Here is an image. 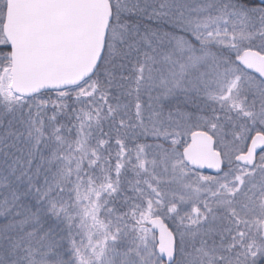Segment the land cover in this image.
<instances>
[{
  "label": "snow or ice",
  "instance_id": "snow-or-ice-1",
  "mask_svg": "<svg viewBox=\"0 0 264 264\" xmlns=\"http://www.w3.org/2000/svg\"><path fill=\"white\" fill-rule=\"evenodd\" d=\"M0 264H264V0H0Z\"/></svg>",
  "mask_w": 264,
  "mask_h": 264
}]
</instances>
